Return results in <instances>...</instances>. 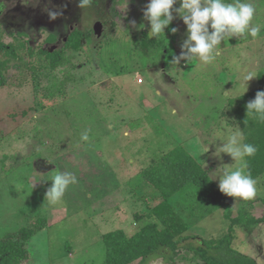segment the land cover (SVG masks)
<instances>
[{
    "label": "rangeland",
    "instance_id": "obj_1",
    "mask_svg": "<svg viewBox=\"0 0 264 264\" xmlns=\"http://www.w3.org/2000/svg\"><path fill=\"white\" fill-rule=\"evenodd\" d=\"M250 2L254 23L264 25V0ZM147 3L94 0L81 9L79 0H0V43L17 47L29 39L33 49L32 55L17 51L20 60L11 59L0 87V238L20 228L37 231L24 264H102V236L115 230L131 236L161 202L142 175L175 146L210 177L223 166L235 167L230 156L215 153L238 127L228 102L242 95V76H256L248 93L264 70V27L259 38L225 39L213 64H176L186 25L174 12L157 37L166 50L144 53L139 42ZM48 11L62 15L50 20ZM97 23L99 36L83 39L79 51H64L61 65L49 67L39 51L49 35L58 41L45 48L59 49L71 31H93ZM6 58L0 51V60ZM85 130L87 141L81 139ZM57 171L72 172L77 183L61 204L49 206L45 193ZM212 180L218 185V178ZM256 181L255 198H264V177ZM177 200L168 202L178 209ZM229 200L235 216L239 203ZM262 210L257 202L253 213L258 217ZM228 227L217 210L184 235L217 240ZM231 247L264 264V224L249 232L234 227ZM147 264L202 263L180 251L171 262L156 257Z\"/></svg>",
    "mask_w": 264,
    "mask_h": 264
},
{
    "label": "trees",
    "instance_id": "obj_2",
    "mask_svg": "<svg viewBox=\"0 0 264 264\" xmlns=\"http://www.w3.org/2000/svg\"><path fill=\"white\" fill-rule=\"evenodd\" d=\"M149 31L150 25L147 21L139 42L142 51L147 53L151 49L166 50L165 41L150 37ZM15 35L27 37L24 33ZM92 35L93 31L74 29L68 34L61 48L46 49L45 46H54L58 41L57 37L49 35L39 51L48 60L49 67L55 69L63 62L64 51H79L81 41ZM29 42V39L18 41L17 47L11 43H0V51H4L7 56L0 60V87L6 84L5 74L11 59L20 60L17 51L25 48L29 55L33 54ZM261 90H264V70L257 73L255 90L228 102L239 130L244 133V142L257 148L255 156L248 158L249 171L255 180L264 177V122L248 116L246 105ZM142 176L156 187L162 200L148 213V221L131 236H126L122 230L111 231L102 236V264H147L156 257L171 262L180 251L187 252L202 264H257L252 257L232 249L231 244L234 227L249 232L264 224V198L239 202L234 216L229 197L220 193L208 171L181 146H175L152 161ZM175 197H178V209L168 202ZM257 202L263 205L262 214L258 217L253 213ZM217 210H222L223 218L229 222L227 231L220 238L207 241L198 236L184 235L192 224ZM185 214L191 217H183ZM36 232L35 229L20 228L1 237L0 264H24L29 256L26 245Z\"/></svg>",
    "mask_w": 264,
    "mask_h": 264
},
{
    "label": "clouds",
    "instance_id": "obj_3",
    "mask_svg": "<svg viewBox=\"0 0 264 264\" xmlns=\"http://www.w3.org/2000/svg\"><path fill=\"white\" fill-rule=\"evenodd\" d=\"M25 4L29 0H23ZM94 0H79L78 7L87 9ZM179 3V8L174 5ZM0 11L3 8L0 7ZM177 13L186 25L187 38L181 45V54L173 58L179 64L183 60L186 64L199 61L204 65L213 64L222 51L225 39L243 37L245 39L259 38L264 25L254 23L256 9L250 0H148L143 11V17L149 22L150 37L164 36ZM62 15L58 11H48L50 20ZM172 33L177 32L171 28ZM128 35V34H127ZM256 78L251 72L242 76L244 91H247L248 82ZM246 113L255 119L264 122V90L257 91L255 98L246 105ZM81 139H89L88 131L81 134ZM243 131L237 127L236 131L228 136L227 141L217 148L215 155L221 153L231 157L235 163L223 166L211 174L210 179L218 178V189L226 197L233 198V206L242 201H250L257 195V181L249 171L248 158L255 156L257 148L244 142ZM207 150V147L204 151ZM204 165V162L201 161ZM77 183L76 176L69 171L59 172L52 177L51 186L45 193V200L49 206H57L63 202L64 195L71 185Z\"/></svg>",
    "mask_w": 264,
    "mask_h": 264
},
{
    "label": "water",
    "instance_id": "obj_4",
    "mask_svg": "<svg viewBox=\"0 0 264 264\" xmlns=\"http://www.w3.org/2000/svg\"><path fill=\"white\" fill-rule=\"evenodd\" d=\"M99 29H100V25L98 23L95 24L94 27H93V33L95 35H98L99 36Z\"/></svg>",
    "mask_w": 264,
    "mask_h": 264
}]
</instances>
